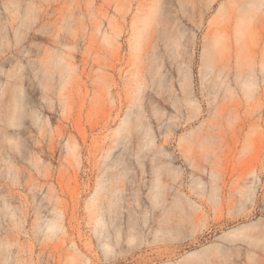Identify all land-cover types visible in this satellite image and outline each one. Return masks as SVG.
Wrapping results in <instances>:
<instances>
[{"label": "rangeland", "instance_id": "obj_1", "mask_svg": "<svg viewBox=\"0 0 264 264\" xmlns=\"http://www.w3.org/2000/svg\"><path fill=\"white\" fill-rule=\"evenodd\" d=\"M0 41V264H264V0H0Z\"/></svg>", "mask_w": 264, "mask_h": 264}, {"label": "bare ground", "instance_id": "obj_2", "mask_svg": "<svg viewBox=\"0 0 264 264\" xmlns=\"http://www.w3.org/2000/svg\"><path fill=\"white\" fill-rule=\"evenodd\" d=\"M43 18V17H42ZM21 24H19L18 23V25H20V26H18V27H16V26H13V24L14 23H12V22H10V25L8 26V27H10V26H12L11 28H8V29H10L9 31H10V33H13V35L15 34V37H17V39H22V37L21 38H18V36L20 35V33H21V35L23 34V33H25V32H21L22 31V26H23V29H24V24H22L23 23V21L22 22H20ZM17 24V23H16ZM7 32V31H6ZM7 33H9V32H7ZM9 33V34H10ZM9 36V35H8ZM14 37V39H16ZM13 39V40H14ZM17 39L15 40V41H17ZM8 40H10L11 41V39H8ZM20 40H18V41H20ZM18 41H17V43H18ZM1 42V41H0ZM10 43V42H9ZM9 43H7L8 45H9ZM15 43V42H14ZM21 43V42H20ZM19 43V44H20ZM2 44V43H1ZM19 44H17V45H19ZM4 45V44H3ZM16 45V46H17ZM7 46V45H6ZM15 46V44H14V46H13V48L14 47H16ZM20 46V45H19ZM18 47V46H17ZM5 48V47H4ZM11 48V47H10ZM6 49H8V48H6ZM10 50V49H9ZM3 51V50H2ZM5 51V50H4ZM1 52V51H0ZM16 52V51H15ZM16 53H18V52H16ZM3 56V55H2ZM11 57H12V55H11ZM11 59V58H10ZM10 59H9V61H10ZM9 61H7V62H9ZM4 66V65H3ZM2 67V66H1ZM0 67V68H1ZM0 74H3L5 77H6V82H2V80H1V77H0V108H1V110H2V112H1V116H2V118L4 119V122L5 121H7L8 120V124H10V125H16L15 123H16V120H15V116H20V115H16L17 113H16V111L17 110H20V108H21V106H23V105H20V103H21V101H23V98H21L22 100H20V97H21V95H20V93L18 94L19 96H17L16 95V93H15V91H14V93L12 92V91H10L9 90V88H10V85L14 82L13 81V72H12V70H5V69H3V68H1L0 69ZM13 81V82H12ZM41 81H40V78H39V82L38 83H40ZM11 89V88H10ZM22 104V103H21ZM23 104H26V103H23ZM22 111V110H21ZM20 111V112H21ZM18 112V111H17ZM16 113V114H15ZM26 113V112H25ZM24 112L22 113V114H25ZM19 114V113H18ZM14 120H15V122H14ZM38 123V122H37ZM38 124H40V123H38ZM138 125L139 126H142V122L141 121H139V123H138ZM8 139V137L7 136H5V140H7ZM69 141V140H68ZM1 142H3V141H0V143ZM0 147H2V148H4V149H6L7 148V146L4 144V142H3V144H0ZM15 168H16V165H13ZM12 167V166H11ZM101 189H102V187H101ZM46 228H47V230H49V231H55V230H57L58 228H59V226H58V223L56 222V220L54 219V220H52L51 222H49L48 224H47V226H46ZM194 255V254H193ZM197 255H199V254H197ZM197 255H195V256H197Z\"/></svg>", "mask_w": 264, "mask_h": 264}]
</instances>
